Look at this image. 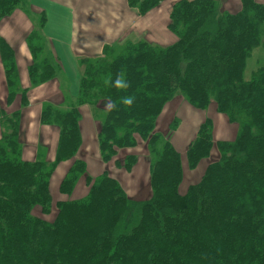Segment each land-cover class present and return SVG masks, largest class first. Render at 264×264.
<instances>
[{
    "label": "trees",
    "instance_id": "trees-1",
    "mask_svg": "<svg viewBox=\"0 0 264 264\" xmlns=\"http://www.w3.org/2000/svg\"><path fill=\"white\" fill-rule=\"evenodd\" d=\"M239 1L231 12L217 0H123L135 24L155 8L167 10L174 38L103 43L99 54L77 58L72 81L40 31L42 11L25 37L27 85L13 46L0 36V264H264V66L243 76L252 50L264 44V2ZM26 4L0 0V21ZM52 79L59 82L54 99L31 95ZM177 95L198 109L214 101L238 125L235 138L215 142L207 117L178 151L156 130ZM34 104L39 124L57 131L53 160L41 139L34 159L23 157L22 114ZM82 108L97 130L94 148L79 155ZM214 144L218 157L181 191L182 154L193 170ZM143 145L148 188L129 195L120 172L134 169V151ZM67 161L55 183L56 168ZM80 179L84 195L73 198Z\"/></svg>",
    "mask_w": 264,
    "mask_h": 264
},
{
    "label": "rangeland",
    "instance_id": "rangeland-1",
    "mask_svg": "<svg viewBox=\"0 0 264 264\" xmlns=\"http://www.w3.org/2000/svg\"><path fill=\"white\" fill-rule=\"evenodd\" d=\"M104 1L105 3H107V0ZM217 1L221 7L231 12H234L240 8L239 0H217ZM259 1L264 2V0H259ZM26 6L27 4L24 7ZM125 7L129 12L126 14V12L121 6L118 7V9L116 10V18L113 20L112 23L109 24L112 27V34L114 35L115 38L117 37L115 41H120L123 44L124 42L137 41L142 39L145 40L147 43H156L161 45L167 42L169 43L170 39L167 40V36H171L172 38H174V35L170 33L166 27V24L168 22L167 10L155 8L151 10L149 13H147L144 19L140 20L134 25L129 23L131 18L133 17L132 15H130V13H133V11L128 6L125 5ZM22 9H23L22 7L16 8L14 12L17 13L14 14V18H12L8 26L9 28L12 24H14V22H16L18 25L21 24V30L25 34H27L29 31V25H31L29 19L33 22L34 25L33 28H37L40 23V17L42 11L43 15L46 16V20L40 31H42L44 35L45 33L46 34L50 33L52 35H56L58 38L66 35L69 25L64 24L63 17L57 20V24L55 28L52 30L56 18L54 20L48 19V14H49V13L47 14L48 10L45 11V9H39L35 6L33 9L32 7L29 6V4L26 8L29 11H24ZM96 11H97L96 9L93 10V13L96 14ZM51 13L52 12L50 11V15ZM72 17L74 19V24L72 27H70V31H71L70 35L67 36H69L72 40L71 46L73 45L75 48L83 47L84 45L78 42L79 40H81L82 37L77 34L74 35V32L77 31L79 24L83 20H85L86 15L84 13L79 14L78 12L76 13L74 12ZM9 18L10 15L3 18L0 21V25L4 22H7ZM263 41H264V37H263ZM85 45L91 47L90 44H85ZM74 47H72V49L74 51H77ZM72 49L70 51V49L68 48L69 53H73ZM55 55L58 60V55L57 54ZM83 57H90V56L88 55ZM22 63H24V61H21V63L19 64L21 69V79L23 78L22 72L24 65ZM261 65L264 66V44L258 45L252 50L251 56L247 59V64L243 72L244 78L248 79L252 71L256 70V68ZM16 66L17 69L19 70L17 64ZM2 69L3 68L0 64V70ZM175 98H174L175 100L173 99L174 101L170 102L168 106L159 115V118L156 121V130L165 133L166 136H169L170 140L172 141V143L174 144L175 148L178 151L185 150L186 146H188V144L196 136L200 123L204 121V119L207 117H210L213 120V126H214L213 139L215 142L217 140H232L235 138L238 125L234 122H230L225 114L218 112L216 110L214 101H211L207 108L198 109L192 107L186 100L179 99L183 97L177 95L175 96ZM34 107H36V104H34ZM29 110H31V108ZM174 119H176V123L172 125V121ZM170 124H171V128H170ZM29 146H32L34 148L35 145L31 143V145H28V147ZM142 149L147 150L146 146L143 145L141 147H138V149L134 151L139 155V159L136 165L134 166V169H132L131 172H127V171L120 172V178L122 179L123 187L129 195H134L139 193V191L144 186L148 188V174H146V176H144V178L142 177V180H140L141 172L140 171L137 172V168H139V164L140 166L143 164H147V160L144 157L145 152ZM129 150L132 151V149ZM182 155L184 156L185 165H184L183 181L181 183V191H186L188 184L195 183L200 180L201 175L203 174L207 164L218 157V151L216 145L214 144L210 156L202 159L197 165V167L193 170L188 168L186 156L184 155V153ZM85 159L90 169H93L95 164V156L93 154H87L85 156ZM98 160L99 159H97V161ZM98 162H100V160ZM65 163L67 162H63L62 166ZM145 170L148 173L149 168H145ZM58 181L59 180H57L56 182ZM79 183H81L80 186L82 187L83 185L85 186V183L83 184V181L81 179L77 182V184ZM83 193L84 190L82 192L74 191L73 196H71L72 193L70 194V196L73 198H77L83 196L84 195Z\"/></svg>",
    "mask_w": 264,
    "mask_h": 264
},
{
    "label": "crops",
    "instance_id": "crops-1",
    "mask_svg": "<svg viewBox=\"0 0 264 264\" xmlns=\"http://www.w3.org/2000/svg\"><path fill=\"white\" fill-rule=\"evenodd\" d=\"M30 3V7L34 9V6L39 9H45L48 14V19H55L54 27L57 24V20L63 17L64 24H68V30L65 36L57 37L56 35H52L50 33H45L47 46L51 48L55 54L58 55L59 60L62 61L63 66L65 67L66 74L69 76V81L74 79V67L77 64V57L83 56H92L99 54L101 52L103 43L114 42L115 38L112 34V27L109 25L116 18V10L118 7L122 6L123 0H107L105 3L104 0H28ZM97 10L96 14L93 13V10ZM24 11H29L28 9H22ZM50 11L52 12L50 15ZM22 12V11H21ZM78 12L79 14L84 13L86 15L85 20H83L77 31L74 32V35L81 36V40L78 42L84 45L83 47L75 48L72 44V40L69 36L71 31L70 27L74 24L73 13ZM17 12H13L10 15V18L7 22H4L0 25V36L4 37L14 48L15 51V60L16 64L19 67V77L21 85L25 86L28 83L27 77V65L31 61V56L28 48L26 47L25 37L26 35L33 29V22L29 19V31L25 34L21 30V24L18 25L16 22L8 27L12 18H14V14ZM28 16V15H27ZM29 17V16H28ZM131 18L130 24H134L136 20L132 21ZM52 23V22H51ZM78 43V44H79ZM85 44H90L91 47L86 46ZM81 45V46H82ZM74 47L77 51L72 49ZM68 48L72 49L73 53H69ZM21 61H24L23 65V78L21 79V69L19 64ZM1 64V62H0ZM2 66V65H1ZM77 68V66H76ZM76 72H79V68L76 69ZM25 79V81H24ZM59 82L57 79H52L51 81L44 83L38 87H35L31 95L36 98L38 97L41 100L44 99H54L56 92L59 91L57 88ZM64 85H67V82H64ZM5 94V86H4V73L3 69L0 70V98H2ZM56 101V100H55ZM39 107H32L31 110H26L22 114V133L25 138V145L23 147V157L28 160H33L35 157L36 146L38 141L41 139L43 144L46 147V159L53 160L55 157V149L57 142V131L51 129L47 125L39 124ZM82 121H81V136H82V144H81V155L84 152H89L94 148V137L97 130V124L93 118H90V111L86 108L81 109ZM31 145V143L34 146ZM89 154V153H88ZM68 163V161H67ZM67 163H62L56 168L55 175L53 177V181L60 179V177L64 174ZM147 168V164H143L139 168H137V172H141L140 180L142 177L148 174L145 170ZM96 164H94L95 169L91 170L93 174L96 173ZM76 188V187H75ZM84 187L78 185L74 191L82 192Z\"/></svg>",
    "mask_w": 264,
    "mask_h": 264
},
{
    "label": "clouds",
    "instance_id": "clouds-1",
    "mask_svg": "<svg viewBox=\"0 0 264 264\" xmlns=\"http://www.w3.org/2000/svg\"><path fill=\"white\" fill-rule=\"evenodd\" d=\"M114 83L117 86L126 87V85L120 79H117ZM124 103L125 104H131L132 103V98L131 97H128L127 99L124 100Z\"/></svg>",
    "mask_w": 264,
    "mask_h": 264
}]
</instances>
